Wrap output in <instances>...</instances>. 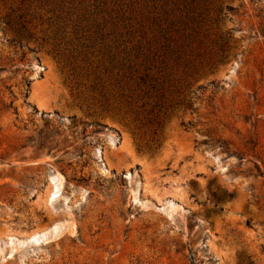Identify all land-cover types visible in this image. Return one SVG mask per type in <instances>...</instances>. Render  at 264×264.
<instances>
[{"label":"rangeland","instance_id":"1","mask_svg":"<svg viewBox=\"0 0 264 264\" xmlns=\"http://www.w3.org/2000/svg\"><path fill=\"white\" fill-rule=\"evenodd\" d=\"M23 1L0 0V264H264V0H222L225 52L139 117Z\"/></svg>","mask_w":264,"mask_h":264},{"label":"trees","instance_id":"2","mask_svg":"<svg viewBox=\"0 0 264 264\" xmlns=\"http://www.w3.org/2000/svg\"><path fill=\"white\" fill-rule=\"evenodd\" d=\"M37 1L52 8L61 64L81 62L89 87L136 117L163 109L166 93L182 90L176 86L180 74L191 78L188 69L197 58L212 56L210 48L222 54L228 46L220 30L222 0Z\"/></svg>","mask_w":264,"mask_h":264},{"label":"bare ground","instance_id":"3","mask_svg":"<svg viewBox=\"0 0 264 264\" xmlns=\"http://www.w3.org/2000/svg\"><path fill=\"white\" fill-rule=\"evenodd\" d=\"M54 195H55V190L53 189L52 192L48 196V201H51Z\"/></svg>","mask_w":264,"mask_h":264}]
</instances>
